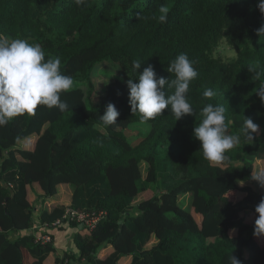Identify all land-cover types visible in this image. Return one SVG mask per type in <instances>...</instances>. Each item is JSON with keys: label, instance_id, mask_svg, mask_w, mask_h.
Listing matches in <instances>:
<instances>
[{"label": "trees", "instance_id": "16d2710c", "mask_svg": "<svg viewBox=\"0 0 264 264\" xmlns=\"http://www.w3.org/2000/svg\"><path fill=\"white\" fill-rule=\"evenodd\" d=\"M258 3L0 0V36L39 44L45 59L58 57L62 73L74 79L61 93L68 110L40 105L0 126V264H228L230 256L264 264V234L255 229V207L264 198L256 180L264 176V34H257L264 12ZM161 6L169 9L163 24ZM222 39L237 53L228 62L213 57ZM181 53L198 71L187 93L194 115L176 121L166 108L134 142L123 128L100 121L111 102L120 112L117 124H139L125 82L149 64L158 78H174L167 69ZM134 59L145 62L138 72ZM102 62L108 63L103 75L93 77ZM206 89L216 95L203 97ZM208 103L225 107L230 134L244 118L259 125L253 141L242 138L219 163L204 158L193 134ZM60 186L71 188L68 204L58 198ZM67 208L106 217L91 233L75 223L54 227ZM35 220L49 232L76 229L74 251L61 255L53 239L40 245L34 235L10 239Z\"/></svg>", "mask_w": 264, "mask_h": 264}, {"label": "clouds", "instance_id": "9594fccd", "mask_svg": "<svg viewBox=\"0 0 264 264\" xmlns=\"http://www.w3.org/2000/svg\"><path fill=\"white\" fill-rule=\"evenodd\" d=\"M75 2L81 5L84 0ZM258 7L264 12V0H259ZM168 13L166 6L159 8L160 23L167 22ZM257 34H264V26ZM144 63L134 59L131 62L133 72H138ZM60 64L58 57L46 60L45 51L39 44L30 43L24 38L0 36V126L6 125L12 118L34 114L40 105L61 112L69 109L68 103L61 99V93L73 88L74 79L62 73ZM167 72L173 74L174 78H158L153 66L149 64L138 73V79H127L125 82L131 111L141 114L140 123L146 124L166 108H170L176 121L186 115H194L187 98L190 84L198 76L194 62L186 53H181L170 63ZM166 87L173 90L171 94L166 93ZM215 95L212 89L203 92L205 98ZM225 112L223 105L206 104L201 110L202 121L193 130L204 158L213 163L224 161L225 154L240 144L242 138L253 141V134L259 130V125L251 118H244L239 132L230 134ZM119 115L115 104L110 102L100 121L110 127ZM256 180L264 185V176L258 175ZM255 214L256 234H264V198L255 207ZM228 264L240 262L230 256Z\"/></svg>", "mask_w": 264, "mask_h": 264}, {"label": "crops", "instance_id": "0c3cea01", "mask_svg": "<svg viewBox=\"0 0 264 264\" xmlns=\"http://www.w3.org/2000/svg\"><path fill=\"white\" fill-rule=\"evenodd\" d=\"M70 187L68 186H60L59 187V191H58V198L59 200L64 203V204H68L70 197H71V191H70ZM69 192V199L66 201V198H64L63 193H67ZM36 213H34L33 218L36 219ZM45 227H41L39 225V223L37 222V220L34 221V226L27 230V231H23V232H14V233H10V239L11 240H16L17 238H19L22 235H34L37 236L40 234H51L52 235V239L54 240V247L57 249L58 253L62 255V253H65L66 251L69 252H73L74 251V245L72 242V239L75 235L76 229H72L71 227H69L68 225H64V227L59 230L56 231L54 230H50L47 231L46 229H43ZM78 229H80L78 227ZM27 264L30 263V260L27 259Z\"/></svg>", "mask_w": 264, "mask_h": 264}, {"label": "rangeland", "instance_id": "374dc122", "mask_svg": "<svg viewBox=\"0 0 264 264\" xmlns=\"http://www.w3.org/2000/svg\"><path fill=\"white\" fill-rule=\"evenodd\" d=\"M213 57L215 60L221 61V62H228L231 59H234L237 57L236 51L230 47L224 39H222L219 43L217 48L213 52ZM108 63L102 62L99 66L96 67V70L93 73V77H98L103 75V70L106 67L107 68ZM100 91V90H99ZM114 126H118L120 128H123L126 130V137L129 139H132L131 142H134L135 139L139 136L147 134L149 130V126L147 124H132L127 125L126 123H118L115 122ZM71 191V189H70ZM69 192L63 193V197L66 198V201L69 199ZM228 197L233 200V192L228 194ZM185 205H188V202L190 201L189 197L187 196L185 199ZM69 252V251H68Z\"/></svg>", "mask_w": 264, "mask_h": 264}, {"label": "built area", "instance_id": "2783aa9c", "mask_svg": "<svg viewBox=\"0 0 264 264\" xmlns=\"http://www.w3.org/2000/svg\"><path fill=\"white\" fill-rule=\"evenodd\" d=\"M106 217L105 212H93L88 213L85 211H78L72 208H67L64 212L61 221H56L52 225L54 227L62 223H75L78 227L83 228L88 233H91L98 222ZM36 244L45 245L52 242V238L49 234H41L34 237Z\"/></svg>", "mask_w": 264, "mask_h": 264}, {"label": "water", "instance_id": "95a60500", "mask_svg": "<svg viewBox=\"0 0 264 264\" xmlns=\"http://www.w3.org/2000/svg\"><path fill=\"white\" fill-rule=\"evenodd\" d=\"M80 228V227H79Z\"/></svg>", "mask_w": 264, "mask_h": 264}]
</instances>
